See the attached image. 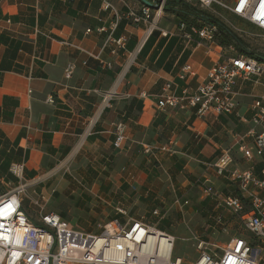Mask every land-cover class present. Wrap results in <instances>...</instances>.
<instances>
[{"label": "crops", "instance_id": "1", "mask_svg": "<svg viewBox=\"0 0 264 264\" xmlns=\"http://www.w3.org/2000/svg\"><path fill=\"white\" fill-rule=\"evenodd\" d=\"M114 3L126 12L123 3ZM172 16L163 28L174 30L180 20ZM113 20L101 0H0V196L25 183L40 203L39 213L53 195L85 212L102 211L100 202L115 210H160L151 216L176 238L173 223L188 232L192 224L198 232L200 218L210 235L220 233L225 217L215 213L219 202L204 187L224 195L241 192L207 163L233 148L234 166L263 178L264 156L248 161L235 142L252 127V101L264 93V78L236 85L247 121L214 111L201 117L193 107L159 109L163 86L172 82L178 93L194 89L219 60L222 46L207 52L161 31L146 37L144 25L123 17L113 32L114 39H125L122 47L108 42ZM102 26L107 30L99 32ZM189 64L196 74L184 79ZM119 121L127 124L130 140L117 149ZM169 141L176 153L142 151V144ZM17 163L24 165L23 179L11 170ZM115 218L122 222L127 216ZM257 247L264 258V247Z\"/></svg>", "mask_w": 264, "mask_h": 264}, {"label": "built area", "instance_id": "2", "mask_svg": "<svg viewBox=\"0 0 264 264\" xmlns=\"http://www.w3.org/2000/svg\"><path fill=\"white\" fill-rule=\"evenodd\" d=\"M126 7L122 12L114 0H101L102 8L113 13L108 42L124 46L123 37L114 39L113 32L119 21L125 17L136 25H144L146 37L156 31L165 36H179L197 46L206 47L207 52L221 45L217 42L219 29L214 23H205L201 27L188 25L179 21L174 30L160 26L168 0H148L151 4L140 1L137 6L128 0H118ZM192 2L193 0H185ZM203 10L224 22L230 29L244 38L251 32L233 23L223 13L235 14L251 23L259 30L257 35L264 37V0H195ZM107 30L105 26L99 32ZM90 32V29H88ZM219 60L207 71L206 79L194 89L184 88L176 92L175 84L166 83L158 96L159 109L196 108L201 117L210 111L218 114H235L244 121L248 119L242 113L239 103L238 81L245 83L253 76L264 78V60L257 56L238 54L233 46L221 45ZM193 65L184 67L181 77L186 79L195 76ZM242 85H240L241 87ZM111 95H116L112 92ZM108 102V96L105 98ZM252 127L246 135L236 137L235 146L239 148L248 161L255 155L264 156V93L253 98L251 106ZM115 148H123L130 137L127 135V124L119 121L114 129ZM247 139L251 140L254 150ZM145 154L156 155L159 151L176 153L174 142L169 141L161 146L142 144ZM214 167L221 176H226L237 184L240 195L223 194L211 186H205L204 192L213 195L218 204L228 208L236 215L245 228L254 236L264 239V170L263 178L252 169H241L234 166L233 148L224 150L223 154L207 163ZM24 165H12L11 170L19 179H23ZM27 184L19 183L14 189L0 196V264H185L184 257H176V236L163 230L156 223H148L142 219L129 218L126 221L115 219L108 222L104 231L88 232L74 228L70 223L54 211H45L41 207V223L36 224L24 209L23 196L27 192ZM37 205L38 201L36 202ZM247 204L251 210H247ZM119 213L126 214L122 208ZM159 210L154 214L158 215ZM201 239L197 248L199 257L191 264H264L261 249L244 236H233L226 246L220 248Z\"/></svg>", "mask_w": 264, "mask_h": 264}, {"label": "rangeland", "instance_id": "3", "mask_svg": "<svg viewBox=\"0 0 264 264\" xmlns=\"http://www.w3.org/2000/svg\"><path fill=\"white\" fill-rule=\"evenodd\" d=\"M227 3H232L234 0H224ZM192 3L196 4L201 10H203L200 5L193 0ZM225 13L229 19L233 22L239 25L240 27H243L247 29L249 32H251L250 36L244 37L249 43L252 44L254 50L257 53H260L264 55V37L257 35L259 33V30L252 26L251 23H248L246 20L237 17L235 14H230L227 12ZM173 20V16L170 12L165 10L163 18L161 19L160 26L165 27L166 25H170V23ZM243 169V167H241ZM27 194L29 197H24V206L29 215H31V219L33 220L34 223L40 224L41 222V215L38 212L39 205L35 204V202L30 198L32 193V189L27 191ZM42 202V201H41ZM100 207L102 211H92V212H85L83 209H76L73 202L70 201V199H60L58 197H54L53 195L49 197L48 203L46 205V211H54V212H63L61 215L63 218H65L72 227L74 228H80L82 230L88 231V232H102L104 231L105 225H107L108 222H111L115 219L117 214L121 215H126L127 219L129 218H138L142 219L145 222L153 223L155 222V215L153 214L154 212L151 210V208H136V209H123L126 211V214L124 213H119L118 210H115L113 207H110L107 202H100ZM102 206H106V208H102ZM116 207V205H115ZM119 207H116L118 209ZM65 210V211H63ZM247 210L250 211L251 207L247 204ZM160 211V210H159ZM172 211L171 213H173ZM219 216H223V220L226 222L225 226L220 229V233H215L210 235V232L207 229L205 220L200 221V225L203 226L202 230H199L198 232L193 228L194 226L192 224L189 225V228L187 227L186 229L191 230L186 231L185 228L181 225H178L176 223L174 224V227H172L171 231L175 232L177 234V242H176V247L174 249L173 254L177 257H184L185 258V264H191L197 261L199 257V251L197 248L198 241L203 239L206 241V238H209L208 243L211 244L210 248L214 247L213 245H218L220 252V248L224 247L227 245L228 241L232 236H244L247 239H249L252 243L253 246L258 248L257 246L264 247V239L259 238L258 236H254L251 232H249L243 222L231 213L228 208L224 207L223 205L218 204V210L215 212ZM153 215L154 217H152ZM129 216V217H128ZM152 217V218H151ZM125 219V221L127 220ZM147 220V221H146ZM152 220V221H151ZM222 220V221H223ZM151 221V222H149ZM218 223V218L213 221V223L217 224ZM223 221V222H224ZM156 223V222H155ZM220 225V224H219ZM182 227V228H181ZM191 228V229H190ZM194 231V232H193ZM208 236V237H207ZM263 253V252H262ZM264 256V254H263Z\"/></svg>", "mask_w": 264, "mask_h": 264}, {"label": "trees", "instance_id": "4", "mask_svg": "<svg viewBox=\"0 0 264 264\" xmlns=\"http://www.w3.org/2000/svg\"><path fill=\"white\" fill-rule=\"evenodd\" d=\"M171 14H174L179 20L185 21L188 25H197L199 27L202 24L199 21L205 23H214L217 25L219 32L217 33V42L223 46H233L238 54L244 56H257L264 60V55L257 53L252 44L246 39L238 36L236 32L230 29L224 22L217 19L215 16L208 13L206 10H201L196 4L187 2L185 0H168L166 9ZM161 229L165 230L166 226L161 225Z\"/></svg>", "mask_w": 264, "mask_h": 264}, {"label": "water", "instance_id": "5", "mask_svg": "<svg viewBox=\"0 0 264 264\" xmlns=\"http://www.w3.org/2000/svg\"><path fill=\"white\" fill-rule=\"evenodd\" d=\"M142 2H146V3H148V4H151V2H149L148 0H141Z\"/></svg>", "mask_w": 264, "mask_h": 264}]
</instances>
